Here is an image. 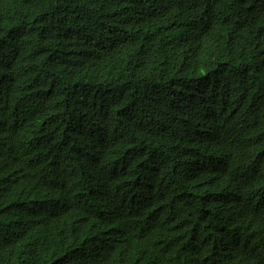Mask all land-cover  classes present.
Segmentation results:
<instances>
[{
    "label": "trees",
    "instance_id": "trees-1",
    "mask_svg": "<svg viewBox=\"0 0 264 264\" xmlns=\"http://www.w3.org/2000/svg\"><path fill=\"white\" fill-rule=\"evenodd\" d=\"M0 264H264V0H0Z\"/></svg>",
    "mask_w": 264,
    "mask_h": 264
}]
</instances>
